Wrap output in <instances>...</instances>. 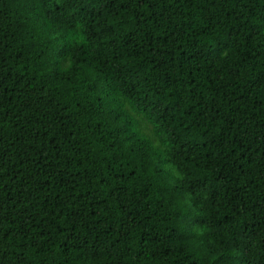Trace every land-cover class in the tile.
Returning <instances> with one entry per match:
<instances>
[{
	"label": "trees",
	"instance_id": "1",
	"mask_svg": "<svg viewBox=\"0 0 264 264\" xmlns=\"http://www.w3.org/2000/svg\"><path fill=\"white\" fill-rule=\"evenodd\" d=\"M0 264H264V0H0Z\"/></svg>",
	"mask_w": 264,
	"mask_h": 264
}]
</instances>
